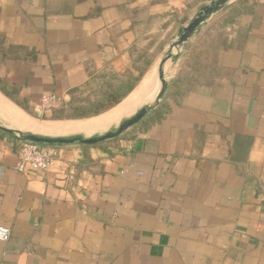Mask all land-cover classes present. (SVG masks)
Segmentation results:
<instances>
[{"label": "crops", "instance_id": "obj_1", "mask_svg": "<svg viewBox=\"0 0 264 264\" xmlns=\"http://www.w3.org/2000/svg\"><path fill=\"white\" fill-rule=\"evenodd\" d=\"M207 1L0 0V121L106 129L75 130L141 95ZM183 58L153 122L60 146L45 171L18 170L20 141L0 130V225L10 231L0 264H264V0H232ZM147 62L107 111L47 118L78 98L120 95ZM49 94L58 101L42 109Z\"/></svg>", "mask_w": 264, "mask_h": 264}, {"label": "water", "instance_id": "obj_2", "mask_svg": "<svg viewBox=\"0 0 264 264\" xmlns=\"http://www.w3.org/2000/svg\"><path fill=\"white\" fill-rule=\"evenodd\" d=\"M232 0H208L193 15L189 21L182 26L176 37L171 41L167 49L161 55L156 68V91L153 97L142 103L133 113L122 117L117 123L112 124L104 130L90 134L74 132L68 134H54L19 130L10 127L0 121V130L21 141L31 142L42 146L60 147L69 144L94 145L109 139L118 137L132 126L141 122L161 102L170 79L166 76V68L173 65L184 53L188 40L195 36L204 24L214 14L222 10ZM170 62V63H168Z\"/></svg>", "mask_w": 264, "mask_h": 264}, {"label": "trees", "instance_id": "obj_3", "mask_svg": "<svg viewBox=\"0 0 264 264\" xmlns=\"http://www.w3.org/2000/svg\"><path fill=\"white\" fill-rule=\"evenodd\" d=\"M190 60V59H189ZM148 66V62L145 63L144 69H139L138 76L136 79H132L130 86L125 88L120 95H114L109 92L102 91L101 93L104 94V99L109 100L107 102H101L98 99L90 100L87 97L78 98L77 100L71 102L70 105H63L59 109H52L51 115L47 118L49 119H81L92 117L98 114H101L108 109L114 107L118 104L126 94L132 89L134 84L138 82L142 75L144 74L146 67ZM77 90V89H75ZM81 91H85L84 88L79 89ZM160 110V107H156L149 116L142 120L139 126H146L147 124L153 122L157 118V114Z\"/></svg>", "mask_w": 264, "mask_h": 264}, {"label": "built area", "instance_id": "obj_4", "mask_svg": "<svg viewBox=\"0 0 264 264\" xmlns=\"http://www.w3.org/2000/svg\"><path fill=\"white\" fill-rule=\"evenodd\" d=\"M58 97L55 95H43L40 99L42 109L52 108ZM59 147L42 146L31 142L21 141L17 151L16 168L20 171L29 168L37 171H45L56 160ZM10 231L0 225V241H7Z\"/></svg>", "mask_w": 264, "mask_h": 264}, {"label": "bare ground", "instance_id": "obj_5", "mask_svg": "<svg viewBox=\"0 0 264 264\" xmlns=\"http://www.w3.org/2000/svg\"><path fill=\"white\" fill-rule=\"evenodd\" d=\"M155 77H156L155 72L153 74L148 73L143 79V86H142L143 88H142L141 95L137 94V97H132L131 96L130 98H128L127 101H126V104L124 105V107L121 110L120 109L114 110L113 112H110L106 116L99 117L98 119H95L93 121H89L88 122L89 124L87 123V126L86 125L85 126H78L79 125V123H78L77 129H75V128L74 129L76 131L79 130V129L88 131V130L98 129V128H102V127H107V126H109L111 124L117 123L122 117L127 116L128 114L132 113L142 103H144L145 101H148V100H150L152 98V96L155 93L156 88H157L156 84H155ZM134 93H135V91H134ZM74 126H76V125H74ZM67 127H69V125ZM70 127H71V130H72L73 126L71 125ZM59 129L60 130H58V132H60L62 130L61 128H59ZM67 129L64 128L62 131L63 132H67L66 131Z\"/></svg>", "mask_w": 264, "mask_h": 264}, {"label": "rangeland", "instance_id": "obj_6", "mask_svg": "<svg viewBox=\"0 0 264 264\" xmlns=\"http://www.w3.org/2000/svg\"><path fill=\"white\" fill-rule=\"evenodd\" d=\"M163 53L164 52H162V54ZM161 55L158 57L159 59H160ZM159 59L154 62V64L156 63V65H155L156 68H157V64L159 62ZM183 61H184V58L181 61L174 63L173 65H170V66L168 65V67L166 68V76H167V78H169L170 80H172V79L174 80L175 79L174 77L177 75L175 71H177L178 68H180L182 66ZM168 63H170V62H168ZM208 66L209 65H203V68H208ZM198 70H201V69H198ZM173 90H174V88H173ZM183 90H185V89H183Z\"/></svg>", "mask_w": 264, "mask_h": 264}]
</instances>
